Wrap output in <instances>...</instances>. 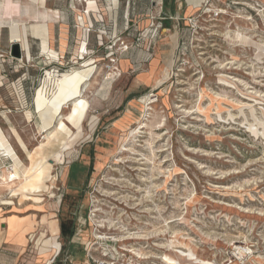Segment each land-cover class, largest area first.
Wrapping results in <instances>:
<instances>
[{
    "label": "rangeland",
    "instance_id": "rangeland-1",
    "mask_svg": "<svg viewBox=\"0 0 264 264\" xmlns=\"http://www.w3.org/2000/svg\"><path fill=\"white\" fill-rule=\"evenodd\" d=\"M131 1L150 10L143 17L150 24L116 42L115 62L91 55L97 72L81 87L89 107L78 129L68 124L73 132L62 161L53 162L50 191L34 203L0 189V232L11 218L30 224L6 264H88L93 244L95 258L100 247L127 249L141 255L125 252L135 264H264V0ZM131 47L150 55L121 72L117 61ZM18 60L19 85L0 81V127L28 165L12 129L34 152L50 131L41 129L35 91L51 98L47 73L62 78L82 60L58 66L43 56L35 66L23 53ZM145 111L147 125L132 136ZM12 164L5 158L3 170ZM50 221L69 225L71 234L56 239L61 246ZM50 236L52 251L40 254L36 240Z\"/></svg>",
    "mask_w": 264,
    "mask_h": 264
},
{
    "label": "crops",
    "instance_id": "crops-1",
    "mask_svg": "<svg viewBox=\"0 0 264 264\" xmlns=\"http://www.w3.org/2000/svg\"><path fill=\"white\" fill-rule=\"evenodd\" d=\"M93 1L96 4L95 10L88 9V0H43L42 2L37 0H0V7L2 8H0V54L3 55V58H0V81L1 78L10 77L13 81H17L18 85L20 83L21 60L14 59L11 56L8 57L7 55L11 45L15 43L12 40L13 28L15 27L18 34L26 38L30 58L35 59V66L43 62L42 60L38 61L43 56L51 60H57L56 65L58 66H65L71 62L76 63L78 60L83 62L85 59L92 57L91 55L94 53L98 56L97 58H107V52L115 49L117 38L124 42H130L132 38L137 37L140 33L138 32L139 28L145 27L146 29V26L150 24V20L143 19L145 15L148 16L150 10L141 8L139 6L140 2L136 5L134 1L123 0L125 7L119 9V0ZM80 6L82 8H79ZM81 17L84 20L83 23L80 21ZM43 20H45L47 28L46 40L48 46L55 51L56 58H52L42 52V37L40 35L42 32H38L35 26ZM158 27L163 28L162 21L158 23ZM80 42H84L87 48L88 55L86 54L83 57L84 59L79 58L77 54V47ZM21 51L24 55L22 48ZM147 51L148 49L131 47L121 54L117 61V69L124 72L131 67L139 66L150 55ZM75 59L77 61H73ZM155 64L156 59L151 62V66L154 67ZM6 72H17V74L10 75L5 74ZM139 78V80H143L145 77L140 75ZM114 80L115 77L113 76L110 78L105 77L103 82L110 86ZM87 81L89 80L86 79L82 86ZM39 89L35 91V95ZM92 117L95 119L94 116ZM121 119L116 121L120 122ZM68 176L69 173L67 172L66 178ZM62 223L68 230L69 225L67 223L47 222L50 230L51 225L56 227V230L52 231L53 233L57 232L55 240L59 234L68 235L62 233ZM29 226V221H17L12 218L8 220L5 232H0V264L8 262L7 254H10L9 250H15L21 245L23 236L30 230ZM52 237L50 236L40 241L36 240V244L39 245L41 243L40 254L44 255L52 251L47 243ZM56 241L58 242V240ZM60 249L61 247L59 251ZM59 251L54 253V256ZM47 264H51V261H47Z\"/></svg>",
    "mask_w": 264,
    "mask_h": 264
},
{
    "label": "bare ground",
    "instance_id": "bare-ground-1",
    "mask_svg": "<svg viewBox=\"0 0 264 264\" xmlns=\"http://www.w3.org/2000/svg\"><path fill=\"white\" fill-rule=\"evenodd\" d=\"M37 1L42 2L43 0ZM191 1L193 2V0ZM194 1L199 2V0ZM87 3L88 9H96V4L93 0H88ZM80 21L82 23L84 22L82 17L80 18ZM35 27L38 32H42L40 34L42 37V52L51 57L56 56L55 51L48 46L46 40L47 28L45 20L38 23ZM12 40L15 43H19L24 51V55L29 59L30 53L27 40L25 37H22L18 34L16 27L13 28ZM77 50L81 51V58H83L82 53H87L85 43L81 42L77 47ZM95 61L96 60L94 58L89 57V59H85L83 62H81L82 64L80 68L73 69L72 71L63 74V77L58 79H52L51 73H47V80L54 81L55 84V90L52 94V97H47L43 89H39L35 96L36 111L40 119L41 129H43L45 132L48 129L50 130L43 136L45 141L40 143L34 152H30L27 150L26 144L18 135V133L12 129L20 146L26 151L27 157L29 159L28 165H25L20 160L15 152L14 147L4 135L3 130L0 127V151L2 153H0V189H4L5 191L7 190L8 194L11 196L20 195L24 198L26 197L28 200H31L34 203L41 202L36 200L39 198L38 195L43 192L50 191L51 187L48 184V181L53 183L54 178L51 176L53 162L57 160L60 162L62 161L63 153L67 149V140L70 138V135L73 132L68 124H70L74 129H78L81 125V122L85 118V114L89 107V101L82 95L81 87L86 79L91 80V78L96 74L97 68L96 65H94ZM113 70L114 71H111L107 74V78H110L116 74L115 69ZM70 100L73 102L69 108V111L64 114L62 118L58 119L55 124L57 116L61 114L63 107ZM143 100L146 104L153 102V100L149 99L148 97H145ZM147 115V112L143 114L142 119L137 124L138 126L131 130L130 133L132 136L138 133L139 129L147 125L145 122ZM27 117L29 118L28 114ZM51 127H53V129H50ZM5 158H11L13 161L11 168L7 171L3 170ZM148 161H150V158ZM53 230H55V227L51 225V231ZM181 236H183V234ZM53 249L54 252L58 250V245L56 243L53 245ZM188 249L191 248L188 247ZM187 258L189 261L195 260L188 255ZM188 264H192V262H188Z\"/></svg>",
    "mask_w": 264,
    "mask_h": 264
},
{
    "label": "built area",
    "instance_id": "built-area-1",
    "mask_svg": "<svg viewBox=\"0 0 264 264\" xmlns=\"http://www.w3.org/2000/svg\"><path fill=\"white\" fill-rule=\"evenodd\" d=\"M161 3V2H160ZM157 30L156 27L153 28L152 31V36L155 34V31ZM120 40V38H117V41ZM121 44L123 45V49L126 50L127 49V45L124 44V42L121 41ZM83 57L84 55H86L87 53H82ZM107 58H109V60L111 62H115L116 58L114 57L115 55V51L114 50H110L107 52ZM81 56V55H80ZM79 56V57H80ZM96 240L101 241V240H109V238L111 239L112 242H115L112 236H105V235H100L97 234L94 236ZM94 245V244H93ZM90 246V249H87V256H88V264H135L134 260H132V256H127L126 253H130L135 255V253H133L131 250H127L125 249L123 251V253L118 252L115 249H111L108 247H100V252H101V257L100 258H95L94 254H92V246ZM126 252V253H125ZM137 258H141V255H135Z\"/></svg>",
    "mask_w": 264,
    "mask_h": 264
},
{
    "label": "water",
    "instance_id": "water-1",
    "mask_svg": "<svg viewBox=\"0 0 264 264\" xmlns=\"http://www.w3.org/2000/svg\"><path fill=\"white\" fill-rule=\"evenodd\" d=\"M10 54L14 58H17V59L21 58L22 53H21L20 45L18 43H14L11 45Z\"/></svg>",
    "mask_w": 264,
    "mask_h": 264
},
{
    "label": "trees",
    "instance_id": "trees-1",
    "mask_svg": "<svg viewBox=\"0 0 264 264\" xmlns=\"http://www.w3.org/2000/svg\"><path fill=\"white\" fill-rule=\"evenodd\" d=\"M61 231H62V233L64 234V233H66V234H68V235H70L71 234V230H66V228L64 227V225H63V223L61 224Z\"/></svg>",
    "mask_w": 264,
    "mask_h": 264
}]
</instances>
